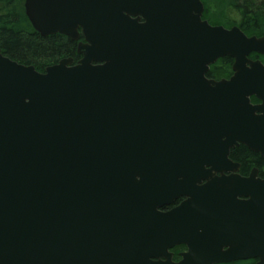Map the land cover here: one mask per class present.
Masks as SVG:
<instances>
[{
	"label": "water",
	"instance_id": "water-1",
	"mask_svg": "<svg viewBox=\"0 0 264 264\" xmlns=\"http://www.w3.org/2000/svg\"><path fill=\"white\" fill-rule=\"evenodd\" d=\"M24 8L42 37L85 41L44 72L0 49V264H264V181L224 175L239 145L264 157V37L212 26L202 0ZM224 57L233 75L208 79ZM181 196L165 218L191 222L189 251L150 262L142 219L111 207Z\"/></svg>",
	"mask_w": 264,
	"mask_h": 264
},
{
	"label": "trees",
	"instance_id": "trees-1",
	"mask_svg": "<svg viewBox=\"0 0 264 264\" xmlns=\"http://www.w3.org/2000/svg\"><path fill=\"white\" fill-rule=\"evenodd\" d=\"M25 0H0V49L11 60L34 66L38 72L56 65L64 58L78 59L77 43L63 35L42 37L29 22L24 8ZM203 19L225 28L238 26L246 35L264 37V0H202ZM252 59L264 57L252 54ZM233 60L219 59L210 67L208 78L222 79L232 75ZM252 102H258L252 98ZM232 158L241 161L243 170L262 160L245 146L235 149ZM245 264V263H240Z\"/></svg>",
	"mask_w": 264,
	"mask_h": 264
},
{
	"label": "flooded vegetation",
	"instance_id": "flooded-vegetation-1",
	"mask_svg": "<svg viewBox=\"0 0 264 264\" xmlns=\"http://www.w3.org/2000/svg\"><path fill=\"white\" fill-rule=\"evenodd\" d=\"M141 22H143V20H141ZM212 26H220V25H212ZM227 29H230V28H227ZM84 41H85L84 37L80 30V40L78 42H75V41L73 42L77 43V46H78L79 42H84ZM77 46H76V53H77ZM70 58H73V57H70ZM80 59H81V56L78 55V59H74V60L75 62H77ZM254 60H257V59H254ZM232 75H233V70H232ZM230 77L222 78V79H213V78H208V77L207 78L210 80L220 81L223 79H229ZM253 103L256 104L258 102H253ZM240 146H243V145H239L235 147L234 149L230 150V155H229L230 161H232L238 167V171L234 173H231V172L224 173V175L230 176L231 174H235V175L240 176V178L242 179H249L251 176H254L256 179L264 181V157H262L260 154L255 153L247 148L254 155H258V157L262 160V162L260 164L252 163L250 164L247 170H243L242 169L243 165L241 161L239 162L236 159L232 158L233 151L235 149L240 148ZM217 176L221 177L222 175L218 173ZM187 199H188L187 197L181 196L177 198L167 197L166 201H160V200L157 201L154 199H144V198L138 197L134 201H131L128 203L126 202L123 205L120 204L119 206H114L111 208H117V209H121V207L126 208L124 210V213L129 214V215H135V216H138V218L142 219L140 223L143 225V234H144L142 237V245L147 249V251H153V253L149 254L151 255L150 262H166L167 259L165 258L164 255H161L160 257H157V258L155 256H152V255H156L159 250L164 249L165 252L167 253V256L170 257V260L173 263H180L183 259L182 255L189 251L188 245L182 241L186 240V237L184 235H186L187 229L185 228V226L189 225L191 222L187 220L181 221L178 219L168 220V217L165 218V215L179 208ZM160 215H162L160 217V222H156V220L159 218ZM256 222L258 221H247V223L249 224H253V223L256 224ZM160 225H161L160 228H162V230L157 233V229H158L157 226H160ZM165 228L167 230L166 236H165L166 231L164 230ZM238 240L240 242V238ZM176 241H179V243L175 244L172 247L169 246L170 244ZM226 249L227 248H225V250ZM259 262H260L259 259L254 258V259L237 260V261L217 263V264H240V263L258 264Z\"/></svg>",
	"mask_w": 264,
	"mask_h": 264
}]
</instances>
